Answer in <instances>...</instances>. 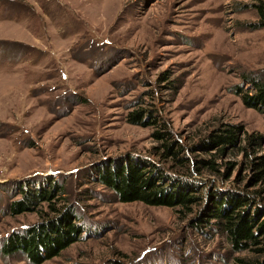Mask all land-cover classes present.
<instances>
[{
	"label": "rangeland",
	"instance_id": "rangeland-1",
	"mask_svg": "<svg viewBox=\"0 0 264 264\" xmlns=\"http://www.w3.org/2000/svg\"><path fill=\"white\" fill-rule=\"evenodd\" d=\"M258 4L0 0V264H33L1 245L50 205L71 208L84 230L40 264H227L252 255L233 253L213 222L195 226L208 198L192 214L121 202L98 169L128 159L178 173L185 164L172 154L208 159L200 140L226 123L239 127L238 145L216 160L219 172L198 167L193 176L214 196L264 188L244 164L245 151L264 153V115L236 92L250 89L245 75L264 72ZM137 110L140 123L131 120ZM253 133L262 143L242 150ZM55 184L62 193L51 202L11 214L22 190Z\"/></svg>",
	"mask_w": 264,
	"mask_h": 264
},
{
	"label": "trees",
	"instance_id": "trees-1",
	"mask_svg": "<svg viewBox=\"0 0 264 264\" xmlns=\"http://www.w3.org/2000/svg\"><path fill=\"white\" fill-rule=\"evenodd\" d=\"M255 6L264 16L263 5ZM245 79L250 89L243 90L241 86L236 85L237 94L241 95V100L246 106L255 108L264 115V72L247 74ZM130 114L134 123H140L141 117H144L141 116V110ZM238 140V126L219 124L200 140L203 145L199 143V146L208 152V159L198 161L193 157L190 160L187 156L176 158V153L172 154L173 158L183 160L185 164H181L178 173H165L156 165L148 167L145 163L125 159L102 165L98 169V180L109 187L121 202L140 201L148 205L183 207L187 214L196 212L193 207L208 198L210 205L205 207L200 219H195V226H200L201 222H213L217 229L225 234L233 253H252L251 256L236 255L227 264H264V188L260 187L250 194L237 190L225 195L216 189L214 196L212 192L205 191L207 185H202L203 181L193 176L196 170L198 174L202 172L198 167L212 174L219 172L216 160L236 147ZM262 141V136L258 134L247 135L246 146L242 147V150L249 146H259ZM171 145L165 144V149L171 150ZM244 164L254 171L253 176L264 183V153L249 155L245 151ZM61 193V190L57 191L56 184L49 189L38 187L37 190H22V198L12 201L9 210L13 215L20 214L31 210L34 205L51 202L56 194ZM49 207L50 215L46 213L40 222L6 236L1 245V252L11 255L21 251L29 262L40 264L77 241L84 229L76 221L77 216L71 208L58 209L51 205Z\"/></svg>",
	"mask_w": 264,
	"mask_h": 264
}]
</instances>
